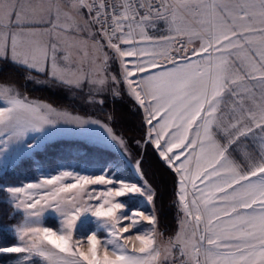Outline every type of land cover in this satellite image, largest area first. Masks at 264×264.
Instances as JSON below:
<instances>
[{
	"label": "snow or ice",
	"instance_id": "1",
	"mask_svg": "<svg viewBox=\"0 0 264 264\" xmlns=\"http://www.w3.org/2000/svg\"><path fill=\"white\" fill-rule=\"evenodd\" d=\"M5 69L142 110L135 144L174 173V233L128 140ZM60 147L76 167L48 159ZM0 235V264H264V0H0Z\"/></svg>",
	"mask_w": 264,
	"mask_h": 264
},
{
	"label": "trees",
	"instance_id": "2",
	"mask_svg": "<svg viewBox=\"0 0 264 264\" xmlns=\"http://www.w3.org/2000/svg\"><path fill=\"white\" fill-rule=\"evenodd\" d=\"M5 72L11 73L12 78L21 85L20 88L22 93L26 95H37L56 102L58 105H66L75 110H82L88 114H95L101 117V119H103L114 131L118 132L128 140L129 150L132 155H135L137 159L142 160L143 162L142 168L144 177L159 194L156 199V209L161 218V222L163 223L162 231H165V229L169 227L171 224L169 217L171 212L170 204L174 197V173L159 158L158 154L151 146H148L147 148L143 146V152L139 154L140 147H135L131 144L132 140L139 141L143 135L141 129L142 110L137 111L133 106L132 101H130L127 96L116 100L109 97L103 105H99L96 108L92 106H90V108H80L75 101H66L67 99L65 100L62 96L52 94L45 88H38L37 93H35L36 91L32 89L29 81L24 80L19 74L14 73L11 69H5ZM51 153H53L55 158H59L63 155L61 153V147L51 149ZM63 156L67 157L66 155ZM6 237L5 235H0V242Z\"/></svg>",
	"mask_w": 264,
	"mask_h": 264
},
{
	"label": "rangeland",
	"instance_id": "3",
	"mask_svg": "<svg viewBox=\"0 0 264 264\" xmlns=\"http://www.w3.org/2000/svg\"><path fill=\"white\" fill-rule=\"evenodd\" d=\"M40 83H35V82H32V81H29L32 89H34L37 93V89L38 88H45L46 90L50 91V93L52 94H55L57 96H62V98H64L66 101H75V103H77L79 105L80 108H90V106L92 107H98V105H91V104H87L85 103L83 100L79 99V98H76L74 97L72 94L68 93L66 90L60 88L59 86L55 85L54 83H51V82H48L44 77H40ZM20 91H21V88H20ZM22 92V91H21ZM23 95L27 96L30 100H33V101H36V102H39V103H43V104H50L52 105V107L58 109V110H69L71 112H73V114H78V115H81V116H86L88 118H91V119H94V120H98L100 121V123L102 125H107L106 122L101 119V117L95 115V114H88V113H85L83 112L82 110H75V109H72L66 105H58L56 104V102H53L47 98H43V97H40V96H37V95H26L23 93ZM53 96V95H52ZM51 97V96H50ZM64 101V100H63ZM108 126V125H107ZM109 127V126H108ZM104 129L101 128L100 131H103ZM114 131V130H113ZM117 135H120L118 132L114 131ZM131 144H133V146L135 147H140L139 149V154H141L143 152V145H140V146H137L135 144V141L132 140ZM71 149L69 148H66V147H61V153L63 155H66L67 157H65V159H60V158H55V156L53 155V153H51L49 155V160L53 162V164H71L73 167H76V161L74 159L71 158L70 156V153H71ZM62 155V156H63ZM129 158L135 162L136 160H139L137 159V157L134 155H132L131 151L129 150ZM85 165L81 164L80 167L83 168ZM124 175L126 178H136V174L132 171L131 168H128L127 170H124ZM29 179H31V177H29ZM143 180H146L147 183L152 187V185L149 183V181L143 176ZM97 187L98 189L101 187V186H95ZM153 188V187H152ZM154 189V188H153ZM173 200H174V197L171 201V212H170V222L171 224L169 225V227L167 229H165V231H162V222H161V218L157 212V209H156V201H155V211H156V214L158 215L159 219H160V231L164 233V239H167L168 236L172 235L176 229V226H177V211H176V207L173 205ZM137 206L139 207H143L146 211L148 212H151L153 210V205L151 204H148L146 201L144 200H140V201H137ZM59 214L58 213H55L53 212L52 210H48L45 212L44 216L41 218V223L43 226H48V227H53V228H59L60 226V223H59ZM145 227H147V225H145ZM80 233L78 232L77 233V236H79ZM7 236V237H6ZM6 238H4V240H1L0 244H3V243H8L11 241L12 237L11 235H5ZM201 259H203V257H201Z\"/></svg>",
	"mask_w": 264,
	"mask_h": 264
}]
</instances>
